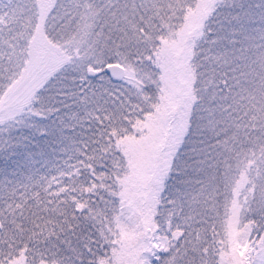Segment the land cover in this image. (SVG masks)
I'll return each instance as SVG.
<instances>
[{
	"label": "snow or ice",
	"instance_id": "6c2138e0",
	"mask_svg": "<svg viewBox=\"0 0 264 264\" xmlns=\"http://www.w3.org/2000/svg\"><path fill=\"white\" fill-rule=\"evenodd\" d=\"M7 153L0 264H264V0H0Z\"/></svg>",
	"mask_w": 264,
	"mask_h": 264
}]
</instances>
